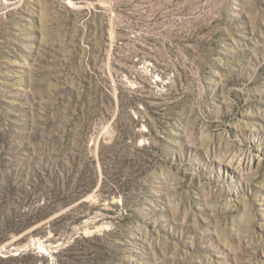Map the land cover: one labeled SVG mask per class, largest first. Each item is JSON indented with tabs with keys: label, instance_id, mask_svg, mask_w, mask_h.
I'll return each instance as SVG.
<instances>
[{
	"label": "rangeland",
	"instance_id": "374dc122",
	"mask_svg": "<svg viewBox=\"0 0 264 264\" xmlns=\"http://www.w3.org/2000/svg\"><path fill=\"white\" fill-rule=\"evenodd\" d=\"M0 264H264V0H0Z\"/></svg>",
	"mask_w": 264,
	"mask_h": 264
},
{
	"label": "trees",
	"instance_id": "16d2710c",
	"mask_svg": "<svg viewBox=\"0 0 264 264\" xmlns=\"http://www.w3.org/2000/svg\"><path fill=\"white\" fill-rule=\"evenodd\" d=\"M119 106H120V107L122 106L121 102L119 103ZM130 117H131V120H132L133 122L138 121V120H137L136 118H134L132 115H131ZM96 184H97L96 180L93 181V182L91 183L90 188H89L88 191L92 190V189L96 186ZM102 184H103V182H102ZM102 184H101V185H102Z\"/></svg>",
	"mask_w": 264,
	"mask_h": 264
}]
</instances>
